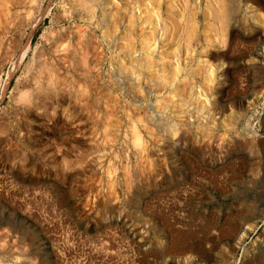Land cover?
I'll list each match as a JSON object with an SVG mask.
<instances>
[{"label": "rangeland", "instance_id": "374dc122", "mask_svg": "<svg viewBox=\"0 0 264 264\" xmlns=\"http://www.w3.org/2000/svg\"><path fill=\"white\" fill-rule=\"evenodd\" d=\"M0 264H264V0H0Z\"/></svg>", "mask_w": 264, "mask_h": 264}, {"label": "bare ground", "instance_id": "6f19581e", "mask_svg": "<svg viewBox=\"0 0 264 264\" xmlns=\"http://www.w3.org/2000/svg\"><path fill=\"white\" fill-rule=\"evenodd\" d=\"M217 14H218V13H217ZM232 14H233V12H232ZM229 15H230V13H228V16H229ZM226 18H227V17H226ZM135 20H136V19H135ZM136 21H137V20H136ZM145 22H146V21H145ZM160 23H161V22H160ZM151 24L154 25L155 23H154V24L151 23ZM135 26H136V25H135ZM155 26H156V28L158 29L157 23L155 24ZM160 27H161V26H160ZM153 28H155V27L153 26ZM147 29H149V28H147ZM157 29H156V30H157ZM151 30H152V29H151ZM156 30H155V31H156ZM159 30H161V29H159ZM159 30H158V31H159ZM176 30H177V29H176ZM147 31H148V30H147ZM149 31H150V30H149ZM155 31L153 30V32H155ZM161 31H162V30H161ZM161 31H160V32H161ZM174 31H175V30H174ZM153 32H152V33H153ZM156 32H157V31H156ZM162 33H163V32H162ZM162 33H160V34L162 35ZM122 34H123V31H122ZM156 34H157V33H155V35H156ZM164 34H165V33H164ZM166 34H167V33H166ZM145 35H146V34H145ZM150 35H151V34H150ZM150 35H147V36L150 37ZM158 35H159V33H158ZM158 35H157V36H158ZM151 36H152V35H151ZM157 36H156V37H157ZM143 37H144V36H143ZM145 37H146V36H145ZM149 37H147V39H148V41L150 42V39H151V38L149 39ZM153 37H154V36H153ZM163 37H164V36L162 35V38H160L161 41H162ZM154 38H155V37H154ZM130 39H131V38H130ZM144 40H146V39L144 38ZM144 40H143V41H144ZM158 40H159V39H158ZM148 41H147V42H148ZM153 41H154V42H153ZM144 42H145V41H144ZM152 42L155 43V40H154V39L151 40L150 43H152ZM150 43H148V44H150ZM153 43L150 44V45H151V46L154 45ZM143 46H144V45H143ZM145 46H146V45H145ZM155 46H156V45H154V47H155ZM146 47H147V46H146ZM157 47H158V46H156V48H157ZM156 48H155V49H156ZM148 49H149V48H148ZM152 49H153V48H152ZM152 49L150 48L149 50H152ZM145 50H146V49H145ZM155 51H156V50H155ZM27 52H28V50H27ZM27 52L24 53L23 58L25 57V55H26ZM149 52H150V51H149ZM161 61H163V60H161ZM35 79H36V78H35Z\"/></svg>", "mask_w": 264, "mask_h": 264}]
</instances>
